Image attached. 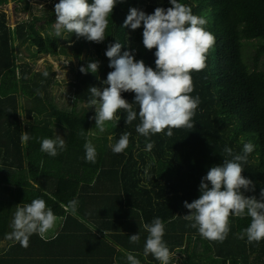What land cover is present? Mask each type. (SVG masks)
Instances as JSON below:
<instances>
[{
	"label": "trees",
	"instance_id": "trees-1",
	"mask_svg": "<svg viewBox=\"0 0 264 264\" xmlns=\"http://www.w3.org/2000/svg\"><path fill=\"white\" fill-rule=\"evenodd\" d=\"M178 2L206 20L205 30L213 34L215 42L205 54L203 70L190 73V95L199 97L194 127L172 129L171 137L165 129L146 138L136 132L140 119L135 104L137 119L131 124L126 125V113L120 110L118 120L106 122L103 133L95 129L92 117L96 112L88 107V90L106 87L103 82L113 69L105 52L116 39L122 44L121 54L133 51L137 61L143 60L155 70L156 50L144 47L143 25L135 31L123 25L131 8L154 14L157 7H172L170 0H117L102 43L66 32L55 36L51 4L34 8L31 0H0V264L51 263L60 250L87 240L86 236L105 237L129 250L126 244L134 234L140 237L134 257L142 263L161 264L152 254L144 255L148 232L143 224H151L155 218L164 222L163 241L171 254L170 263L175 257L183 260L181 251L188 247L192 264H264V240L248 243L246 236L239 238L251 222L246 214H230L222 241L202 238L190 226L192 222L183 218L189 214L184 202L199 198L208 170L232 159L224 151L226 146L235 155L243 154L245 143L254 145L247 163H242V175L253 181L255 190L243 195L264 202V0ZM10 3L14 24L6 10ZM248 48L252 56L247 54ZM41 57H53L70 66L64 67L71 68L70 84L61 83L53 70H36ZM74 60L79 69L73 66ZM90 62L99 63L97 73H81L80 68H87ZM57 86L68 88L72 105L54 108L52 89ZM121 95L129 103L135 102V93ZM22 132L29 133L25 143L21 142ZM125 132L131 133L128 147L116 154L110 145ZM57 135L65 139V150L58 149L55 157L42 152V139H56ZM86 141L96 149L94 163L86 161ZM148 143L153 144L151 150L146 148ZM37 198L45 200L61 223L43 239L33 234L25 248L6 239V234L12 231L16 206ZM72 200L77 201L75 212L68 207ZM131 224L133 228L128 229ZM115 261L129 264L122 256Z\"/></svg>",
	"mask_w": 264,
	"mask_h": 264
},
{
	"label": "clouds",
	"instance_id": "clouds-1",
	"mask_svg": "<svg viewBox=\"0 0 264 264\" xmlns=\"http://www.w3.org/2000/svg\"><path fill=\"white\" fill-rule=\"evenodd\" d=\"M122 2V0H121ZM117 0H59L55 4V22L52 31L55 36L62 33L75 34L78 38L102 43L108 27V17L113 13ZM172 7H157L154 14H146L138 8H131L127 15L124 28L135 31L143 25V45L151 51L155 49V70L146 66L143 60L137 61L133 51L121 54L122 44L116 39L109 44L105 52L109 59V68L113 69L103 83L101 90L95 86L89 88L91 94L88 107L95 108L96 122L99 132L105 131L106 122L118 120L117 113L124 110L126 125L137 119L133 104L138 105L140 124L136 132L144 137L150 134L163 133L173 135L172 129L194 127L192 118L199 104V97L193 98V71H201L205 67V54L215 42L213 34L205 30L206 20L194 15L191 8L178 0H170ZM34 8L43 5L33 4ZM52 34V33H50ZM98 62H90L81 67V73H97ZM48 75L47 72L44 73ZM135 93V102L129 103L122 98V93ZM92 134V130L88 131ZM84 135V132H81ZM131 133L125 132L118 142L110 145L116 154L122 153L129 144ZM29 133L22 132L21 142L29 140ZM111 140V137H109ZM86 161L94 163L96 149L91 141L85 145ZM152 143L146 145L151 150ZM59 151L65 150V139L57 135L56 139L44 138L41 151L55 157ZM254 150L251 142L243 145V154H233V150L225 147L224 151L232 159H225L218 166H212L200 184V196L193 202H184L189 214L183 218L192 222L191 227L197 228L200 236L207 240H223L228 233L230 214L237 217L245 214L251 218L249 226L239 234L240 239L247 238L248 243L264 240V202L254 196L249 198L243 192L254 191L253 181L245 178L242 163H247L248 156ZM264 197V191L261 193ZM77 201L69 202L68 207L76 211ZM57 217L43 199H34L30 204L16 206L11 224L12 231L6 239L19 242L27 248L33 234L42 239L54 226ZM148 232L144 247V255L152 254L161 264H169L170 251L163 241L165 225L160 218L151 224H143ZM131 243L139 240V234L131 235ZM188 251V250H187ZM129 264H139L132 255L127 257Z\"/></svg>",
	"mask_w": 264,
	"mask_h": 264
},
{
	"label": "rangeland",
	"instance_id": "rangeland-1",
	"mask_svg": "<svg viewBox=\"0 0 264 264\" xmlns=\"http://www.w3.org/2000/svg\"><path fill=\"white\" fill-rule=\"evenodd\" d=\"M32 4L37 5H43V4H51L55 6V4L59 3L58 0H31ZM40 1H46L42 4H40ZM8 14L10 15V21L11 24H14V18H13V4L10 3L8 7L6 8ZM247 54L252 56L250 54V48L247 49ZM254 54V53H253ZM252 64V63H250ZM65 66H68L67 64L63 62H59L53 57H41L40 61L36 64V70L38 71H48L53 70L57 73V77L61 83L64 81H67V84H70L71 80V68L64 69ZM73 66L76 69H79V65L77 64V61L74 60ZM70 67V66H68ZM52 93L54 94L55 98V106L56 109H62L67 108L68 106L72 105L74 102V99L69 97L68 88L66 86H57L52 89ZM25 103V102H24ZM26 104V103H25ZM105 244H108L105 245ZM6 244L3 243V246ZM2 246V245H1ZM85 249H80L78 247V244H71L67 246L66 248L60 250L54 257L53 261L56 263H62L65 261L75 262L77 261V257H79L82 260L81 264H106L108 261H106L107 257L105 255L106 250H116L118 247L120 249H123L120 245L116 244L112 240L108 238H103L101 245L92 246L91 244L85 245ZM186 250V249H183ZM188 252V251H187ZM104 253V255H103ZM38 264V263H37ZM43 264V263H41ZM76 264V263H74ZM170 264V262H169Z\"/></svg>",
	"mask_w": 264,
	"mask_h": 264
},
{
	"label": "crops",
	"instance_id": "crops-1",
	"mask_svg": "<svg viewBox=\"0 0 264 264\" xmlns=\"http://www.w3.org/2000/svg\"><path fill=\"white\" fill-rule=\"evenodd\" d=\"M117 201L118 202H120V201H122V200H119V199H117ZM134 218H136V217H134ZM58 221L59 222H55V224L57 225L58 223H61V220L60 219H58ZM136 226H137V228H138V230L140 231V226L138 225V224H136V222L134 223ZM118 225H122V224H118ZM133 224H131L130 226H129V228L128 229H131V228H133ZM131 233H134L135 231H134V229H132L131 231H130ZM86 238H87V240H83L82 242H78V241H75V242H73L72 244H78V247L80 248V249H85L86 247H85V245H87V244H91L93 247L94 246H96V245H101V243H102V240L103 239H100V240H98V239H88V236H86ZM92 238V237H91ZM137 244H139V241L138 242H136V243H129V242H127V244H126V247H128V248H126V249H129V250H125L124 248L123 249H120L119 247H118V249H116V250H106L104 253H105V255H104V253H103V255L104 256H106L107 257V259L109 260V263L110 264H115V257L116 256H122V257H124V259L125 260H127L128 261V259H127V257L129 256V255H132L133 257L135 256V253H134V251L136 252V254H137V250H136V248H135V245H137ZM71 245V244H70ZM105 245H107L108 246V244H105ZM185 249V248H184ZM181 254H182V256H183V260H181L179 257H175V259L170 263V264H179V261H181L182 262V264H187L188 262H190L189 260H188V258H187V252H186V254L184 255L183 253H182V251H181ZM135 259L137 258V256L136 257H134ZM137 260V259H136ZM121 262L122 261H124V260H120ZM38 263V262H37ZM74 263H76V264H81L82 263V260L79 258V257H77V261H75V262H70V264H74ZM33 264V263H32ZM38 264H40V263H38ZM47 264H57V263H55L54 261L53 262H48ZM139 264H153V263H151V262H147V263H142V262H139ZM190 264H192L191 262H190Z\"/></svg>",
	"mask_w": 264,
	"mask_h": 264
},
{
	"label": "water",
	"instance_id": "water-1",
	"mask_svg": "<svg viewBox=\"0 0 264 264\" xmlns=\"http://www.w3.org/2000/svg\"><path fill=\"white\" fill-rule=\"evenodd\" d=\"M186 250H182V253L185 254L188 250V247H185Z\"/></svg>",
	"mask_w": 264,
	"mask_h": 264
},
{
	"label": "bare ground",
	"instance_id": "bare-ground-1",
	"mask_svg": "<svg viewBox=\"0 0 264 264\" xmlns=\"http://www.w3.org/2000/svg\"><path fill=\"white\" fill-rule=\"evenodd\" d=\"M185 254H186V253H185ZM185 254H184V255H185ZM187 264H190V262H188Z\"/></svg>",
	"mask_w": 264,
	"mask_h": 264
}]
</instances>
